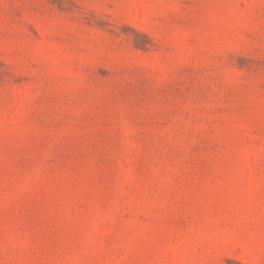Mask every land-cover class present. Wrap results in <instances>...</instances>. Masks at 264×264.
<instances>
[{
	"label": "rangeland",
	"instance_id": "obj_1",
	"mask_svg": "<svg viewBox=\"0 0 264 264\" xmlns=\"http://www.w3.org/2000/svg\"><path fill=\"white\" fill-rule=\"evenodd\" d=\"M0 264H264V0H0Z\"/></svg>",
	"mask_w": 264,
	"mask_h": 264
}]
</instances>
